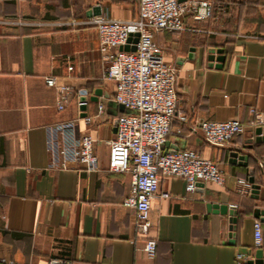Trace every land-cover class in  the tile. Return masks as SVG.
I'll list each match as a JSON object with an SVG mask.
<instances>
[{"label":"crops","instance_id":"crops-1","mask_svg":"<svg viewBox=\"0 0 264 264\" xmlns=\"http://www.w3.org/2000/svg\"><path fill=\"white\" fill-rule=\"evenodd\" d=\"M209 1L211 17L185 15L186 29L160 30L155 40L178 69L176 112L187 117L184 124L177 115L172 119L166 148L198 150L217 164L224 183L205 182L188 193L183 178L162 177L159 189L169 197L152 200L148 236L157 247L149 258L142 249L145 237L134 228V211L123 205L130 174L108 168L107 141L115 136L116 115L126 109L112 98L114 82L105 78L106 61L90 23L93 7L99 8L97 15L133 19L138 0H0V260L239 264L261 249L264 261V219L254 215L255 208L264 210V125L249 124L255 119L252 109L264 123V0ZM209 48L221 49L214 55L224 60L209 65ZM47 76L74 91H91L84 110L75 96L58 110L57 89L46 84ZM98 88L101 94L93 101ZM84 114L91 116L89 123L79 119ZM207 119H238L244 131L228 145L213 147L190 129ZM67 120L77 121L78 134L93 137L95 170L76 162L65 169L51 166L48 127ZM240 178L262 184L259 198L238 190ZM212 205L235 209L232 229L229 213ZM256 220L262 224L260 247L254 245Z\"/></svg>","mask_w":264,"mask_h":264},{"label":"built area","instance_id":"built-area-1","mask_svg":"<svg viewBox=\"0 0 264 264\" xmlns=\"http://www.w3.org/2000/svg\"><path fill=\"white\" fill-rule=\"evenodd\" d=\"M209 0H138L137 16L130 20L95 15L90 23L95 26L98 49L106 61L105 78L114 82L113 100L123 105L126 112L116 115L115 136L107 141L109 146L108 168L114 172L130 174V191L123 205L134 211L135 231L145 237L143 251L153 258L157 241L148 236L154 226L150 219L152 200L156 196L168 198L169 193L160 191L162 177L178 176L184 179L185 191L194 192L199 184L224 183V174L210 159L198 150L167 147L166 138L171 121L177 115L180 123L187 122L184 113L177 111L176 80L178 69L168 63L161 46L155 40L160 30L177 32L186 29L184 16L195 20L212 16ZM137 34V42L132 41ZM135 47L124 50L122 47ZM68 70H72L69 65ZM45 82L57 89V109L62 110L75 96L79 105H85L91 94L86 88L74 91L69 85L58 84L55 77L47 76ZM84 97V100L81 98ZM98 113L104 111V103L97 105ZM255 119L252 126L264 125L260 114L252 109ZM79 119L85 123L91 116ZM76 120L55 123L48 127L47 150L52 167L65 169L69 162L83 165L92 171L97 168L98 157L93 150L94 139L88 133L78 134ZM238 119L201 120L190 126L200 131L204 142L213 147H223L244 131ZM264 163V158L262 159ZM240 192H253L248 179H237ZM235 207V206H234ZM254 245L262 244V224L254 221ZM246 262V261H245ZM238 259L239 264H245ZM0 264H14L1 259ZM47 264H75L72 260L50 258Z\"/></svg>","mask_w":264,"mask_h":264},{"label":"water","instance_id":"water-1","mask_svg":"<svg viewBox=\"0 0 264 264\" xmlns=\"http://www.w3.org/2000/svg\"><path fill=\"white\" fill-rule=\"evenodd\" d=\"M180 1H182V0H180ZM99 13H100L99 12V8L98 7H93L92 14L93 15H97ZM87 14H89V13H87ZM134 36L135 37L132 39V41L137 42V34H135ZM122 48L124 50H135V47L134 46H132V47L123 46ZM208 52H209L208 60L210 61L209 62V65H212L213 64L212 62L214 60H216V61H223L224 60V56L223 55H217V56L214 55L215 52L221 54L222 53V50L221 49L216 50L214 48H209L208 49ZM100 94H101V89L98 88V89H96L94 91V94L90 97V99L93 100V101H96L97 98H98V96ZM81 100H84V97H82ZM119 108H120L121 111H124L123 105L119 104ZM81 109L84 110V105H81ZM261 131H262L261 127H258L256 129V133L257 134L261 133ZM237 154H238V151L237 152H234L232 156L233 157H236ZM250 181L253 182V179L251 178ZM253 186H254L253 196L255 198H259V192H260V189L262 187V184H254ZM212 207L215 208V209L218 208V211H220L222 213H227V212L229 213V215H230L229 221L232 224V225H230L229 228L232 229L233 228V223L235 222V217H234V215L236 213L235 209L233 207H229L228 208L227 205H212ZM254 215H255V217H258L261 220H263L264 219V210H261L259 208H255L254 209ZM245 264H264V261L262 259V250L261 249H258L256 251V253H255V258L254 259H248L245 262Z\"/></svg>","mask_w":264,"mask_h":264},{"label":"trees","instance_id":"trees-1","mask_svg":"<svg viewBox=\"0 0 264 264\" xmlns=\"http://www.w3.org/2000/svg\"><path fill=\"white\" fill-rule=\"evenodd\" d=\"M88 90V89H87ZM89 91V90H88ZM91 93V91H89Z\"/></svg>","mask_w":264,"mask_h":264}]
</instances>
